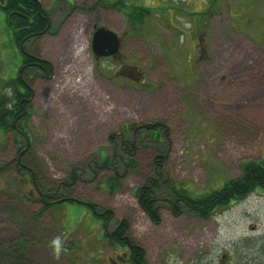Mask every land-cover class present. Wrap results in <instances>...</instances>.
Segmentation results:
<instances>
[{"label": "rangeland", "instance_id": "1", "mask_svg": "<svg viewBox=\"0 0 264 264\" xmlns=\"http://www.w3.org/2000/svg\"><path fill=\"white\" fill-rule=\"evenodd\" d=\"M41 3L49 29L24 49L50 62L46 75L22 68L0 8V98L17 78L31 91L26 113L0 127V241L32 233L44 264H131L106 237L122 221L146 264H264V190L206 219L170 203L173 186L218 188L241 175L242 161L264 157V0ZM94 25L122 38L120 54L93 57ZM152 123L161 124L156 141L132 130ZM119 134L135 143V166ZM100 151L112 166L97 165ZM114 174L115 191L99 186ZM156 181L154 222L136 193ZM53 195L109 210L105 229L83 206L43 210L38 198ZM57 236L64 250L53 257Z\"/></svg>", "mask_w": 264, "mask_h": 264}, {"label": "trees", "instance_id": "2", "mask_svg": "<svg viewBox=\"0 0 264 264\" xmlns=\"http://www.w3.org/2000/svg\"><path fill=\"white\" fill-rule=\"evenodd\" d=\"M23 5H26V0H8L7 2V6L10 9H16V7L18 6L20 7V9H23ZM31 6L32 7L26 6L25 10L23 9L22 13L23 15L30 17L31 13L29 9L32 8L33 16H35L36 18L33 23L30 24L29 22H26V17L23 16H20L18 17V19H14L13 21L15 24L12 25L11 30L13 31L12 35L15 44L18 43V39L20 37L33 34L38 35L45 28L44 21L37 16L36 6L32 4ZM18 27L24 28H22V30L20 29V31H17ZM21 86V90H16V93L19 96H15L16 103H14V105H18V100L22 99L23 96H25L26 98L29 96V88L24 86L22 83ZM12 99H14L13 96H10V98H0V127L3 130L11 129L13 127L11 126L9 120L11 112L7 105L9 104L7 101L11 102ZM24 103L25 102H22L21 105H24ZM124 126H126V129H128V127L130 128L128 124H124ZM142 126L145 128V131L148 132L151 140L156 141L158 139L161 130L160 123H152L132 127V130L137 129L136 132H139ZM127 138H129L127 134H119L116 136L118 144L121 145L122 142V144H124L126 153L129 154L128 164L135 166L137 163L134 157L136 145L134 142H128ZM116 139L114 135H110L109 142L111 144L113 143V145L116 146ZM121 139L123 141H121ZM102 151L99 152V157L97 159V162H95L100 166H108L109 164L111 165L112 163L108 159L106 153ZM157 161H161L159 160V157L156 158V163ZM241 170V175L236 179H228L224 181L221 187L211 188L201 193H197L196 191L192 190V188H189L188 185L179 188L173 186V188L171 189L173 201L169 202L177 211H180L181 209L179 210V207L182 206L184 210H187L189 213L206 219L218 209H221L224 206L229 205L230 203L241 201L252 191H255L256 189L264 190V157H260L256 160L250 159L242 161ZM73 176L74 175L72 173V177ZM119 177L121 176L114 174L111 177H105L103 179L101 178L99 186L103 185L104 189L109 192H113L119 187ZM152 188H160L159 182H153L152 186H141L137 189L136 197L138 199V205L141 210L145 212L152 219V221L157 222L159 220V215L155 208L156 199L153 197L154 195L152 192ZM38 201L42 204L43 210L51 208L54 204L61 205V203L63 202H68L80 207L83 206L89 209L91 211V214L101 221L103 228L105 227L107 220L111 216V212L109 210H105L103 213L97 214L95 212L96 205L92 202L87 201L86 203H79L78 201H74L69 196L55 197V195H53L52 198L43 196L42 198L39 197ZM125 229H127V225H125V222L121 221L118 224L116 231L106 236L108 239V244H116L120 247L126 248V250H128V257L131 264H146L145 260L142 258V248L136 244L131 243L130 240L128 241L126 237L123 238L121 236V232H123ZM34 241L35 238L33 237L32 233H27L26 231H21L18 237L11 242L6 243L0 241V264H44L43 253L37 248L36 253L31 250V244L37 245L38 248H42L40 244H36ZM71 241L72 240L69 239L68 244Z\"/></svg>", "mask_w": 264, "mask_h": 264}, {"label": "flooded vegetation", "instance_id": "3", "mask_svg": "<svg viewBox=\"0 0 264 264\" xmlns=\"http://www.w3.org/2000/svg\"><path fill=\"white\" fill-rule=\"evenodd\" d=\"M7 2H8V0H1L0 8L2 9L3 13L5 14L6 26L9 29H11L12 25L15 24L13 22L14 19H18V17H20V16L26 17V22H29L30 24L33 23L35 21V19H36L35 16H33V9L32 8L29 9V11L31 13L30 17H27V16L23 15L22 12H23V9L25 10L26 6L32 7L31 4L36 6L37 16L44 21L45 28L38 35H34L33 34V35H29V36L25 35L23 37H20L18 39V43H16V46L18 48L17 49L18 53L23 55V57H24L23 60H22V68H27L29 70H38V71L41 72L40 74H43V75H46V74L50 73L52 67H51V64H50V62L48 60L39 57L34 52H30L27 49H24V44L25 43L27 44V43L32 42L33 40L38 39L40 36L45 34V32L49 29L50 20H49L48 12L45 11L44 7L42 6L41 0H26V5L25 6L23 5V9L22 8L20 9L19 6L16 7V9H10L7 6ZM66 2L72 3V1H66ZM99 26H103V25H98V26L94 25L93 28H96V27H99ZM22 28H24V27H22ZM22 28L18 27L17 31H20V29L22 30ZM121 43H122V38H121ZM26 50L28 52H30V53H28ZM108 57H110V56H108ZM21 83H23L24 86L29 87L28 84L25 81H22L19 78H17L16 80H12L11 88H12L13 95H11V96H13L14 99L11 100L12 105H11V107H9V110L11 112V116H9L11 118V119L9 118L11 125H13V122H14V120L16 118L20 117L21 112L26 113V111H27L26 108H22L21 107V103L23 101L29 100V98H26L25 96H23L22 99L18 100V105H14V103L16 101L15 96L16 95L19 96L16 93V90L17 91L21 90Z\"/></svg>", "mask_w": 264, "mask_h": 264}, {"label": "water", "instance_id": "4", "mask_svg": "<svg viewBox=\"0 0 264 264\" xmlns=\"http://www.w3.org/2000/svg\"><path fill=\"white\" fill-rule=\"evenodd\" d=\"M119 40L116 34L108 29L100 27L93 33L91 49L96 56H108L118 51Z\"/></svg>", "mask_w": 264, "mask_h": 264}, {"label": "clouds", "instance_id": "5", "mask_svg": "<svg viewBox=\"0 0 264 264\" xmlns=\"http://www.w3.org/2000/svg\"><path fill=\"white\" fill-rule=\"evenodd\" d=\"M4 91L5 94L9 96L13 95L11 88H7ZM8 107H11V105L9 104ZM63 245H64V241L61 236L54 237L51 241H49L48 246L50 248L51 255L53 257H58L61 254V252L64 250Z\"/></svg>", "mask_w": 264, "mask_h": 264}, {"label": "bare ground", "instance_id": "6", "mask_svg": "<svg viewBox=\"0 0 264 264\" xmlns=\"http://www.w3.org/2000/svg\"><path fill=\"white\" fill-rule=\"evenodd\" d=\"M12 34V33H11Z\"/></svg>", "mask_w": 264, "mask_h": 264}]
</instances>
